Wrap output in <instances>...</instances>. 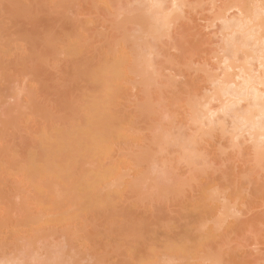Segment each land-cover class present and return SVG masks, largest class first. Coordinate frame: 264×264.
<instances>
[{
  "label": "rangeland",
  "instance_id": "1",
  "mask_svg": "<svg viewBox=\"0 0 264 264\" xmlns=\"http://www.w3.org/2000/svg\"><path fill=\"white\" fill-rule=\"evenodd\" d=\"M149 1L0 0V264H136L188 225L187 258L171 264H264V160L231 131L246 102L234 120L220 111L227 124L210 133L194 118L232 49L214 17L226 0H184L158 39L137 18L154 14ZM138 50L156 75L149 88L127 66ZM114 55L129 60L111 105L123 133L98 156L119 180L106 206L79 212L63 197L52 207L24 168L28 153L45 131L77 126L93 85L84 66Z\"/></svg>",
  "mask_w": 264,
  "mask_h": 264
},
{
  "label": "bare ground",
  "instance_id": "2",
  "mask_svg": "<svg viewBox=\"0 0 264 264\" xmlns=\"http://www.w3.org/2000/svg\"><path fill=\"white\" fill-rule=\"evenodd\" d=\"M170 1L172 3H170L171 6L169 4L167 6L165 0H150L149 3L151 2L156 7L151 10L153 6H150V10L155 15L153 14L149 17L141 12L144 16L149 17L148 20L143 15H138L137 17L136 14L140 24L145 22L144 25L141 24V27L144 26L143 28H145L142 31L147 32L150 36L152 35V38L156 36L155 38L158 39L161 35H169L171 27H173L172 18L174 14L172 16V13L175 10L179 12L183 3L185 4L186 2V0L185 2L184 0ZM218 9L221 10L214 17L216 18L217 16V19L223 22L224 27L221 26V29L223 27L222 32H224L221 37L224 36L228 40L227 42L223 40L225 42L223 49L225 50L228 44L231 45L232 49L229 46L230 52H228V47V50L225 51L228 53L224 54L223 52L221 54L222 59H220V63L225 64V70L222 75L215 76L216 73H213L212 77L209 76L215 82L214 85L216 84V87H213L212 94L206 100L203 97L202 100L204 101H200L202 103L198 99L197 102L199 104L196 103L199 105L198 108L194 107L195 110L191 109L195 112V120L203 121L202 125L205 128L202 127L203 131L210 133L216 129V126L222 128L224 124L221 123L222 125H219L220 121L225 123V125L227 124L224 120H219L218 114L220 116L222 112L225 115L229 113H231L229 115H232V112L236 108L235 106L246 102L244 106H241V108H244L237 107L238 110H235L236 113L234 115L236 118H234L237 120H234L232 115L235 121V124H232V128L235 131H231L236 134H232V137L240 138L243 135L247 136L255 144V158L260 162L264 160V0H226L224 6L222 8L218 7ZM232 11L234 12L232 13ZM73 47L74 45L70 44L69 49ZM143 50L142 52L138 50V54L136 53L134 57H131L133 58L132 63H130L132 65H129L127 62L129 60L126 61L125 56L127 54H124L125 56H112L113 59L110 58L111 61L109 62L105 61L104 65L102 63L93 64V67L86 65L88 69L84 66L86 73L88 72L86 77L89 79V83L93 85L89 87L90 90H87L91 95H87L86 97V102L83 106V118L77 126L71 127L69 130L53 127L51 130L45 131L39 146L29 151L24 168L30 179L35 182L38 194L46 199L49 197L48 201H50L49 203H51L52 207H58L63 197L72 202L71 207L79 206V212H88L107 205V196L110 197V195L108 194L109 191L105 192L104 189L115 184V181L117 182L119 179L116 180V168L103 165L104 163L101 162L102 159L98 155H103L107 149V145L112 143L115 137L123 133V129H121L122 124H120L122 133H119L120 135L117 133V131L120 132V129L119 125L115 123H117V119L119 118L115 114V111L113 113L114 109L111 105L115 96L113 92L117 89L115 88L117 87V82L125 76L124 71L126 68L124 67L128 63L127 66H130V71L136 73L141 78L138 77L140 79L139 82L143 84L150 83L151 80L150 82L148 80L150 78L154 79L156 76L152 75L154 76L152 77L151 73H147L149 72L147 69L150 68L147 63L149 60L146 57L144 58ZM134 52L136 51L132 53ZM146 66L149 68L146 69ZM154 73L152 72V74ZM144 87H147V84ZM192 114L194 115L193 112ZM204 119H206L205 122ZM159 139L158 141L162 140V138ZM187 140L190 141V139ZM194 140H191V142ZM192 143H195V141ZM186 144L190 145V143ZM189 145L188 147L190 148ZM94 159L95 161H93ZM113 176H115V179H112ZM112 192L115 191L110 190V194ZM104 196L106 197V202L105 199L103 201L102 197ZM221 210L222 216L230 211V207H227L226 201L222 202ZM222 221L220 217L217 224L220 223L222 225ZM201 225L197 227L200 231L204 229L206 224L202 225L204 226L203 228ZM184 229L185 233L183 235H177L176 239L169 238L166 241L167 243H164L165 246L163 244L162 256L153 252H150L152 254L148 255L140 253L137 255L138 260L136 264H157L160 261L162 264H171L175 260L184 259L186 257L185 253L189 250L191 227L188 225ZM151 248L152 250L155 249L153 245ZM208 260L211 261L212 258L206 256L202 264H205Z\"/></svg>",
  "mask_w": 264,
  "mask_h": 264
}]
</instances>
